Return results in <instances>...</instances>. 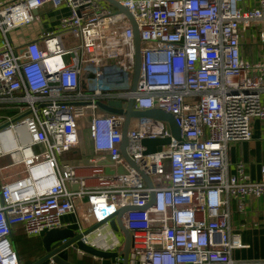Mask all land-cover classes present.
<instances>
[{
  "label": "built area",
  "instance_id": "obj_1",
  "mask_svg": "<svg viewBox=\"0 0 264 264\" xmlns=\"http://www.w3.org/2000/svg\"><path fill=\"white\" fill-rule=\"evenodd\" d=\"M115 1L140 35L135 91L133 26L109 2L0 0V158L20 167L0 183V264H20L12 225L39 235L71 213L84 244L118 252L110 220L127 206L135 208L121 216L127 264H234L231 252L244 244L230 228V203L242 211L245 198H264V163L252 180L241 163L229 173L227 160L229 143L252 138L254 120L264 141V38L256 60L244 51L256 44L249 26L264 30V0ZM63 4L69 13L53 30L9 39L37 18L33 11ZM67 33L77 41L69 48ZM129 97L135 111L164 110L180 129L176 140L164 121L130 120L127 152L151 186L121 155L123 115L97 104ZM83 129L92 143L85 175L82 160L63 157L79 147ZM166 137L169 144L144 153L143 139Z\"/></svg>",
  "mask_w": 264,
  "mask_h": 264
},
{
  "label": "crops",
  "instance_id": "obj_2",
  "mask_svg": "<svg viewBox=\"0 0 264 264\" xmlns=\"http://www.w3.org/2000/svg\"><path fill=\"white\" fill-rule=\"evenodd\" d=\"M68 13L69 9L64 4L59 7L46 5L35 10L33 14L37 18L30 24L21 26H25L24 33L12 41L14 43H23L30 39L39 38L44 32L56 28L59 19L68 15ZM228 146V172L234 173L235 165L241 163L250 179L259 180L261 178L260 167L264 163V141L260 137V123L257 120L253 121V134L250 140L231 142ZM66 154L71 157L69 160H73L76 163L82 160V166H79L78 169L80 174L85 175L88 173V160L92 155V143L86 129L80 132L79 147L72 149ZM2 158H7L8 163L1 166L3 169L0 170V174L6 168H9L8 165L10 163L8 157ZM105 164H109V161H105ZM106 170L109 171L108 168ZM18 172H20V169L10 175H0V179L5 182ZM243 203L244 208L242 211L237 210L236 201L233 200L230 203V228L233 232L240 235L241 241L244 244V247L232 250L231 259L234 264H264V198L247 197ZM61 222L63 228L71 229L75 232L78 231V216L75 214L71 213L62 216ZM116 232L117 237L123 243L122 232ZM44 234L45 232L39 235H28L21 224L12 225L10 241L12 248L17 253L20 264H58L51 259H44L46 254ZM121 250H118V263L122 261ZM80 251L79 249L68 248L62 250L59 255L70 264H100V259L97 257Z\"/></svg>",
  "mask_w": 264,
  "mask_h": 264
},
{
  "label": "water",
  "instance_id": "obj_3",
  "mask_svg": "<svg viewBox=\"0 0 264 264\" xmlns=\"http://www.w3.org/2000/svg\"><path fill=\"white\" fill-rule=\"evenodd\" d=\"M112 6H114L119 12H122L126 15L133 26L134 30V70L132 74V80L130 84V90L135 91L136 84L139 76V69H140V61H141V53H140V35L135 23V20L130 13V11L125 8L120 3L116 2L115 0H106ZM99 108L105 112L121 114L124 117L123 121V128H122V142H121V155L123 158L133 166L142 176L144 181L147 183L148 186H151V182L149 177L144 174L140 168L135 164L132 158L129 156L127 152L128 146V138H127V129L129 127L130 120L133 118L143 119V118H153L157 120L164 121L166 123V128L171 133L172 137L176 140H180V129L176 125L173 120V117L170 113L153 108L144 111H135L133 109V98L129 97L126 104L122 103L120 100H109L106 103L97 102ZM170 143V138H154V139H143L141 144L146 148L144 153H152L155 151H159L162 145H166ZM107 171V170H106ZM118 172H122V168L117 169ZM135 209L134 207H124L118 210L115 214V219L110 220V225L115 231H121L123 234V247L121 250L122 254V261L118 263V252H109V251H102L96 248H93L89 245L84 244L80 238L81 233H77L71 229L66 228H56L49 231H46L44 234V246L46 249V254L44 259H51L58 264H70L67 260L63 259L59 253L68 248L79 249L87 254L92 255L93 257H97L100 259V264H127V257L129 252V245H130V235L128 230L121 222L122 214L127 210ZM95 227L92 226L89 229L85 230L83 234L89 232Z\"/></svg>",
  "mask_w": 264,
  "mask_h": 264
},
{
  "label": "rangeland",
  "instance_id": "obj_4",
  "mask_svg": "<svg viewBox=\"0 0 264 264\" xmlns=\"http://www.w3.org/2000/svg\"><path fill=\"white\" fill-rule=\"evenodd\" d=\"M115 11H118V10L115 8ZM254 26L256 27L255 30L253 28ZM254 26H252V25L249 26V28H248V30L246 32V37L250 41V42L248 41V43L252 42V43H256V44H254L252 46H245L244 47V51H251L252 50V52L254 53L253 59L256 60L257 57H258V50H259V47H260V43H261L262 39L264 38V30L262 29L263 27L261 25H259V24L258 25H254ZM24 29H25V26L14 29L13 31H11L9 33V39L16 40L15 38H18V36H20V35H22L24 33V31H25ZM259 30H260V32H259ZM63 42H64V46L66 48H69V47L74 46L77 41L70 34H66L64 36V41ZM69 57H70L69 55L64 56L63 59H64V61L66 63L69 62ZM123 88H125V87H121L119 89H123ZM87 120H88L87 118L83 119V123L85 122V125H86V121ZM134 121H135V119L133 118V122ZM131 128H133V126H131ZM260 135H261V133H260ZM133 149H135V148L133 146H131L130 147V151H132ZM63 157H64V159H66L68 161H71V160H69V159H71V157H69L68 154L64 153ZM7 163H8V159L7 158H0V167L4 166ZM19 169H20L19 166H17V167H9V168H6L0 175L1 176L10 175V174H13L15 171H17ZM2 182H3V180L0 179V183H2Z\"/></svg>",
  "mask_w": 264,
  "mask_h": 264
},
{
  "label": "trees",
  "instance_id": "obj_5",
  "mask_svg": "<svg viewBox=\"0 0 264 264\" xmlns=\"http://www.w3.org/2000/svg\"><path fill=\"white\" fill-rule=\"evenodd\" d=\"M6 112H8V113H11V112H12V110H8V111H6Z\"/></svg>",
  "mask_w": 264,
  "mask_h": 264
}]
</instances>
